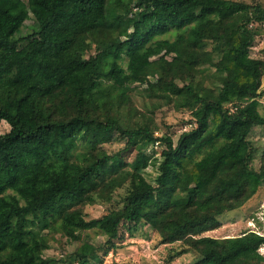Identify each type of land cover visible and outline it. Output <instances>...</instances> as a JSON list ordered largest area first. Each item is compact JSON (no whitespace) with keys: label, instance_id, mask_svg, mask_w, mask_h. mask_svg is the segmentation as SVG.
I'll return each instance as SVG.
<instances>
[{"label":"trees","instance_id":"1","mask_svg":"<svg viewBox=\"0 0 264 264\" xmlns=\"http://www.w3.org/2000/svg\"><path fill=\"white\" fill-rule=\"evenodd\" d=\"M263 22L261 3L237 0H0V264H100L121 227L142 225L194 264H264V235H205L264 189V148L256 170L248 139L264 126V60L250 54ZM134 83L155 108L188 110L190 129L174 142L124 125ZM116 135L120 150L101 148ZM158 141L151 183L145 149ZM96 200L109 206L88 218ZM53 231L73 249L44 257Z\"/></svg>","mask_w":264,"mask_h":264},{"label":"rangeland","instance_id":"2","mask_svg":"<svg viewBox=\"0 0 264 264\" xmlns=\"http://www.w3.org/2000/svg\"><path fill=\"white\" fill-rule=\"evenodd\" d=\"M245 2H259L264 6V0H237ZM254 32V42L250 50L252 57L264 60V22L252 26ZM156 58V57H155ZM122 64L125 66L126 58ZM156 75H149L148 80L155 81ZM208 84V81H206ZM207 84H205L207 86ZM146 83H134L129 85V97L131 100L132 112L128 115V110L123 111L124 125L134 127L139 124L146 123L153 129L155 137L170 136L174 142L182 131L189 130L190 125L186 122L190 117V112L186 109L176 110L172 105L160 104L159 108H155L153 104L155 100L148 98L143 92ZM264 88V75L262 77L261 89ZM259 111L264 116V93L258 98ZM9 130V125L5 121H0V134ZM118 135L114 136L109 142L101 144L108 153H114L120 150L125 139H118ZM253 148L255 149L254 156L251 160V166L258 170L260 165V156L264 148V126H255L248 135ZM164 149L162 142L150 144L145 149L149 156V164L143 171L145 178L153 183L157 175V162L155 158L160 157V153ZM81 151V147L77 152ZM135 156V151L131 150L123 154V159L132 161ZM123 189H118L114 194V201H118L121 205V199L124 195ZM109 204L101 201L86 206L88 218H99ZM221 226L215 230L205 233L215 238L234 237L243 234L244 232L254 231L264 235V189L241 209L225 212L219 216ZM45 233V232H44ZM86 240L95 246H101L106 236L99 234L96 230H90L83 234ZM119 235L123 238L115 240L116 247L109 249L103 255L100 264H194L198 260V256L192 251L185 250L184 245L180 242L173 244H163L160 237L151 230H148L147 225L137 226L132 231H127L123 227L119 230ZM50 241L49 248L44 251V257H60L64 254V250L71 251L73 244L68 243V240L61 238L58 232L49 233ZM259 253L264 256V245L259 248ZM103 254V250L98 253ZM65 264H77L76 258L71 257ZM90 264H99L96 259L91 260Z\"/></svg>","mask_w":264,"mask_h":264},{"label":"built area","instance_id":"3","mask_svg":"<svg viewBox=\"0 0 264 264\" xmlns=\"http://www.w3.org/2000/svg\"><path fill=\"white\" fill-rule=\"evenodd\" d=\"M257 234H259V233H257ZM260 235H263V234H260Z\"/></svg>","mask_w":264,"mask_h":264}]
</instances>
